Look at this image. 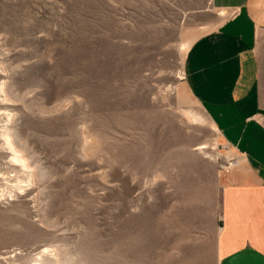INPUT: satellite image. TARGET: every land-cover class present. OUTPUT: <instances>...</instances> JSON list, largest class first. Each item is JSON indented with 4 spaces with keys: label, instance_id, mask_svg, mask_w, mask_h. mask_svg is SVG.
Returning a JSON list of instances; mask_svg holds the SVG:
<instances>
[{
    "label": "rangeland",
    "instance_id": "obj_1",
    "mask_svg": "<svg viewBox=\"0 0 264 264\" xmlns=\"http://www.w3.org/2000/svg\"><path fill=\"white\" fill-rule=\"evenodd\" d=\"M220 14L0 0V264H218L219 163L240 160L183 75Z\"/></svg>",
    "mask_w": 264,
    "mask_h": 264
},
{
    "label": "crops",
    "instance_id": "obj_2",
    "mask_svg": "<svg viewBox=\"0 0 264 264\" xmlns=\"http://www.w3.org/2000/svg\"><path fill=\"white\" fill-rule=\"evenodd\" d=\"M212 4L224 21L192 44L184 73L242 166L222 174L217 260L264 264V0Z\"/></svg>",
    "mask_w": 264,
    "mask_h": 264
},
{
    "label": "built area",
    "instance_id": "obj_3",
    "mask_svg": "<svg viewBox=\"0 0 264 264\" xmlns=\"http://www.w3.org/2000/svg\"><path fill=\"white\" fill-rule=\"evenodd\" d=\"M184 80L186 75L184 73ZM228 149L229 146H227ZM238 166V161L235 158L225 159L222 163H219V170L222 174H230Z\"/></svg>",
    "mask_w": 264,
    "mask_h": 264
},
{
    "label": "bare ground",
    "instance_id": "obj_4",
    "mask_svg": "<svg viewBox=\"0 0 264 264\" xmlns=\"http://www.w3.org/2000/svg\"><path fill=\"white\" fill-rule=\"evenodd\" d=\"M195 121H197V118H195ZM7 143L9 144V146L11 147V148H13V145H12V143L9 141V139H7ZM202 149H205V147H203ZM13 152H15V150L13 149ZM14 161H16L17 163H20V164H22L23 163V161L21 160V159H19V158H14ZM47 251V250H46ZM42 254V255H41ZM41 254H40V256H43V254H45V252L43 251V252H41ZM34 264H42L41 263V261H36ZM50 264H52V263H50Z\"/></svg>",
    "mask_w": 264,
    "mask_h": 264
}]
</instances>
